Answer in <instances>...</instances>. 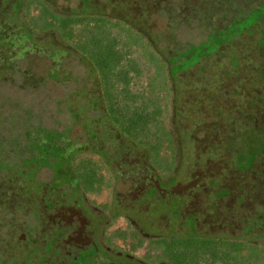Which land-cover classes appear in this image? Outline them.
<instances>
[{
	"label": "rangeland",
	"instance_id": "374dc122",
	"mask_svg": "<svg viewBox=\"0 0 264 264\" xmlns=\"http://www.w3.org/2000/svg\"><path fill=\"white\" fill-rule=\"evenodd\" d=\"M88 1L0 0V170L7 167L8 175H0V264L167 262L151 254L154 246L132 243L124 222L148 243L194 235L222 246L228 239L250 240L246 232L262 240L264 0ZM132 1L148 10L144 21L115 14H125L126 7L114 12V5ZM30 2L48 6L52 22L35 17ZM63 18L76 24L62 29ZM130 98L137 100L134 105ZM214 110L229 116L220 149L225 157L218 161L217 176L207 181L214 188L207 209L219 212L213 226H185L173 233L178 213L170 192L167 204L154 208L166 220L151 238L146 216L142 227L134 225L124 211L91 200L69 175L70 159L90 150L85 159L96 165L97 181L107 182L105 171L112 165L106 156L117 150V138L149 146L147 136L159 139L150 126L164 134L169 143L164 158L178 169L175 179L182 180L198 154L197 123L205 116L212 124L217 117L205 113ZM37 168L35 184L48 192L47 210L56 195L87 205L91 239L81 250L55 252L54 237H44L43 248L36 241L25 249L15 245L22 236L16 227L20 210L39 198L19 194L16 177L31 178ZM108 190L105 185L92 196L102 202ZM93 212L102 221L95 223Z\"/></svg>",
	"mask_w": 264,
	"mask_h": 264
},
{
	"label": "flooded vegetation",
	"instance_id": "af4514ba",
	"mask_svg": "<svg viewBox=\"0 0 264 264\" xmlns=\"http://www.w3.org/2000/svg\"><path fill=\"white\" fill-rule=\"evenodd\" d=\"M96 2L97 0L91 1V3ZM129 2H125L124 5H114V12L119 6L126 7L124 9L125 14L117 12L115 14L121 19L123 18L122 16L126 15L132 17L133 15H138L144 21L147 18L145 15L148 10L144 7L140 9V6L134 5L133 1L131 2L133 5ZM111 5L113 4L111 3ZM141 6L143 5L141 4ZM207 114H214L217 119H214L212 124H207L211 118L206 119L204 116L197 123L196 134L199 135L200 139L196 143L199 150L198 154L190 160L191 165L187 169V177L182 180H176L175 175L178 169L174 170L172 175H168L165 172V162L161 152H150V147L144 146L140 141L139 144H136L123 140V138H117L115 144L118 147L117 150L113 151L110 157H108V154L106 156L112 165L111 170L108 168L105 171V175L109 176L108 179L110 181L108 196L102 202H99L93 196H89L90 199L97 204H108V207L112 210L124 211L131 216L132 223L140 227H142L140 220L146 216L147 227L150 228L149 231H152L151 234H148L151 238L155 237L153 236L155 234L158 235L162 226L160 223H164L166 220L163 213L160 214L157 210L155 212L154 208L159 207V204L166 205L169 200L167 194L170 192L173 200L177 201L174 206V212L175 214L178 213L171 229L173 233H178V230L185 226L190 228H199V226L204 224L213 226V222L218 218L219 212L215 209L212 211L207 209L210 198L209 192L214 190L213 187L211 189L208 188L207 181L209 179L214 180L213 178L219 173L216 171V167L220 166L218 161L225 157L220 149L225 144L227 130H225L223 124L229 114L216 113L215 110L213 113H205V115ZM203 122L206 125H202ZM215 123L218 124V127L215 126ZM202 153L203 155H200ZM214 166L215 169L213 168ZM219 187H221L220 183ZM112 194L114 198L113 196L110 198ZM53 200L54 207L48 209L49 211L46 209L48 207L36 206L35 203L27 206V210L31 212L29 224H19L18 220H16V227L22 234V236L18 235L16 238L15 245L17 247L23 246L25 249L28 245L35 244L33 241H36L38 243L36 245H39V248H43L41 243L43 238L54 237V242H56L54 244L55 252L56 249H59L62 251L61 253L72 254L89 243L91 234L88 226L93 219L85 215V212L89 211L86 208L87 205L80 201L76 203L72 197L64 198L62 195H56ZM152 212L159 217L151 216ZM93 213L95 214V212ZM95 215H93L96 220L95 223L102 221V217L99 214ZM184 217H189V219L185 221ZM124 225L123 230L128 232V225L125 222ZM215 225L217 226L218 224ZM235 225V222H231L230 229H233ZM27 236L29 237L27 238ZM127 237L132 243H138L141 246L147 244L149 247L148 240L140 242L137 236L127 235Z\"/></svg>",
	"mask_w": 264,
	"mask_h": 264
},
{
	"label": "trees",
	"instance_id": "16d2710c",
	"mask_svg": "<svg viewBox=\"0 0 264 264\" xmlns=\"http://www.w3.org/2000/svg\"><path fill=\"white\" fill-rule=\"evenodd\" d=\"M50 1H47V4ZM90 3V2H89ZM40 6V8H38ZM35 5L31 2L29 3V9H37V16L39 18H46L48 22H52L51 20V13L50 8L53 5L48 4V6L45 5ZM39 9V10H38ZM189 11V10H186ZM189 13V12H185ZM134 16V15H133ZM73 24H76L73 21H68L65 18L62 19V22L60 23V26L62 29L64 27L69 26L71 27ZM60 29V30H62ZM113 29V28H112ZM111 29V30H112ZM59 31V30H57ZM180 32V30H176V32ZM123 33V32H122ZM130 94V92H129ZM167 96H169V93L167 92ZM132 98L135 99L134 95L132 94ZM130 98L131 105H134L137 100H133ZM157 117V116H156ZM149 120H147L148 122ZM152 123L153 122H148ZM151 125V126H152ZM149 129L152 131V137L156 136L158 139L153 140L150 136L148 137V145L150 147V152L155 151L157 153H162L163 160L165 162V172L168 175H172V173L175 170V166L169 165L167 163V159H165V153L166 151H163V149L167 148L169 146L168 141H165L164 134L162 131H159L155 127L148 126ZM170 130V127L168 128ZM167 129V130H168ZM166 130V131H167ZM136 138L141 139L142 135L135 134ZM94 149V148H92ZM85 156L86 153H91L90 150L87 152H82ZM78 155L77 157H74L70 159L69 163L71 164V168L69 169V175L72 177H77L75 181H77V184L79 183L80 190L85 191L87 196H92L94 192L101 189L105 185H110V181L108 180L105 182L103 181L98 182L97 181V175H96V165L93 161H90L88 159H85L86 157ZM90 159V158H89ZM92 160V159H91ZM81 162V163H80ZM7 167L5 169L0 170V175L4 178L8 176L7 173ZM41 169L37 168L35 170V173L32 175L31 178H27L22 173L21 176L16 177V181L20 183V186L22 187L21 192L19 194L24 195H38L39 198L35 201L36 206L44 207L45 197L48 196V192L42 188L38 189V184L36 185V179L39 177ZM78 179V180H77ZM101 180V179H100ZM34 184L36 186L37 191L35 190ZM60 192L57 191L56 194H59ZM55 194V193H54ZM55 194V195H56ZM85 196V194H84ZM52 198V196H51ZM53 199V198H52ZM83 200V197L81 198ZM29 206V205H28ZM27 206L25 205L23 209L19 212L18 222L19 224H29L30 218V211L27 210ZM32 223L34 224L33 220ZM111 234V233H110ZM245 236H248L250 240L245 239H228L223 243L222 246H216L214 245V242L212 241V238L204 237L203 239L198 238V236H186V237H174L173 240H159V239H153L149 243V248L155 247L152 255L160 254L162 258H166L167 262L158 260V264H216L217 262L219 264H264V237L260 241H254L252 235H250L249 232L244 233ZM126 235L133 236L134 233L131 230H128ZM191 236V237H190ZM135 237V235H134ZM140 242H142L144 239L139 238ZM229 241V243H227ZM138 244V243H137ZM141 245V244H140ZM152 245V246H151ZM151 250V251H152ZM156 251V252H155ZM18 253H16L17 257ZM17 263V261H16Z\"/></svg>",
	"mask_w": 264,
	"mask_h": 264
}]
</instances>
